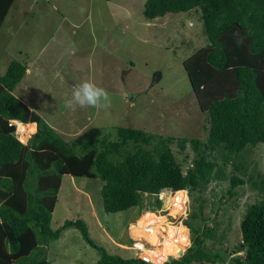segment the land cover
Instances as JSON below:
<instances>
[{
	"label": "trees",
	"instance_id": "16d2710c",
	"mask_svg": "<svg viewBox=\"0 0 264 264\" xmlns=\"http://www.w3.org/2000/svg\"><path fill=\"white\" fill-rule=\"evenodd\" d=\"M14 3L0 0V28ZM188 11L200 12L206 36L205 45L183 61L208 116L206 141L122 126L105 134L92 126L65 140L14 95L27 64L8 62L0 74V264H49L46 245L69 227L99 251V264H153L108 253L91 239L82 219L65 220L53 230L51 215L63 175L99 178L106 213L139 206L145 196H154L153 207L160 208L161 192L186 189L201 221L202 194L212 182H226L218 203L247 185L258 198L239 223L240 244L228 254L209 250L206 240L214 238V230L205 225L198 232L191 229L190 246L164 264H264V172L251 159L253 149L264 143V0H146L143 7L147 19ZM11 120L22 139L31 134L26 143L18 139ZM173 143L180 149L192 145L194 155L185 170V158L177 160ZM163 219L156 214L147 224Z\"/></svg>",
	"mask_w": 264,
	"mask_h": 264
},
{
	"label": "rangeland",
	"instance_id": "374dc122",
	"mask_svg": "<svg viewBox=\"0 0 264 264\" xmlns=\"http://www.w3.org/2000/svg\"><path fill=\"white\" fill-rule=\"evenodd\" d=\"M145 1L15 0L0 28V74L11 59L27 64L31 71L13 93L65 140L92 126L100 127L104 134L122 126L206 141L208 116L200 109L183 68V61L206 43L200 12L166 13L147 19L143 15ZM85 81L108 91L110 108H65V100L71 99L75 85ZM34 125L35 131V122ZM29 135L22 139L21 132L17 134L22 143ZM172 149L178 161L185 158V170L194 155L192 145L188 143L180 149L173 143ZM251 159L264 172V143L253 149ZM225 183L216 180L202 194L205 220L201 221L197 203H192L186 189L178 194L161 192L160 208L153 207L154 196H145L139 206L106 213L99 178L63 175L50 227L55 230L65 220L82 219L91 239L108 253L123 258L145 253L150 260L149 249L154 246L143 241L142 235L151 216L161 213L165 216L158 222L173 228L176 237L186 231L184 252L191 244V229L198 232L206 225L214 230V238L206 240L207 248L227 250L228 254L240 244L239 223L247 206L258 197L245 185L237 196L218 203ZM145 208L155 210L147 212ZM185 221H189L188 229ZM45 254L49 264H99L100 258L99 251L75 227L51 240ZM172 258L179 255H168L161 264Z\"/></svg>",
	"mask_w": 264,
	"mask_h": 264
},
{
	"label": "bare ground",
	"instance_id": "6f19581e",
	"mask_svg": "<svg viewBox=\"0 0 264 264\" xmlns=\"http://www.w3.org/2000/svg\"><path fill=\"white\" fill-rule=\"evenodd\" d=\"M165 229L168 230L167 234H165ZM142 238L148 243L151 242L154 246L149 249V254L155 264L163 263L168 255H179L187 241L185 230H182L180 235L176 237L173 228L166 227L158 221L145 225ZM160 238L161 242L159 243Z\"/></svg>",
	"mask_w": 264,
	"mask_h": 264
},
{
	"label": "clouds",
	"instance_id": "9594fccd",
	"mask_svg": "<svg viewBox=\"0 0 264 264\" xmlns=\"http://www.w3.org/2000/svg\"><path fill=\"white\" fill-rule=\"evenodd\" d=\"M83 11L84 9H81V12ZM64 106L73 111L76 110L77 107L108 109L111 107V97L108 91L103 87L98 86L94 82L85 81L81 84L75 85V91L73 92L71 99H66ZM12 121L13 120H11V123L15 125V133L18 134V131H16V124ZM26 141L24 143H26Z\"/></svg>",
	"mask_w": 264,
	"mask_h": 264
},
{
	"label": "built area",
	"instance_id": "2783aa9c",
	"mask_svg": "<svg viewBox=\"0 0 264 264\" xmlns=\"http://www.w3.org/2000/svg\"><path fill=\"white\" fill-rule=\"evenodd\" d=\"M132 245L135 246L136 244L132 242ZM136 248H137V251H141V249H140L139 247L136 246ZM139 256H140V257H139ZM138 258H140L141 260H143V261H145V262H149V261H150L149 258H148L147 256L145 257V256L138 255Z\"/></svg>",
	"mask_w": 264,
	"mask_h": 264
},
{
	"label": "crops",
	"instance_id": "0c3cea01",
	"mask_svg": "<svg viewBox=\"0 0 264 264\" xmlns=\"http://www.w3.org/2000/svg\"><path fill=\"white\" fill-rule=\"evenodd\" d=\"M26 66H27V65H26ZM30 71H31V70H30V68L27 66V69H26V74H25V76H26L27 74H29V72H30ZM25 76H24V77H25ZM24 77H23V78H24ZM23 90H25V89H23ZM129 222H130V221H129ZM146 225H147V224H146ZM143 241H144V240H143Z\"/></svg>",
	"mask_w": 264,
	"mask_h": 264
},
{
	"label": "water",
	"instance_id": "95a60500",
	"mask_svg": "<svg viewBox=\"0 0 264 264\" xmlns=\"http://www.w3.org/2000/svg\"><path fill=\"white\" fill-rule=\"evenodd\" d=\"M183 250H181L180 252H179V257L183 254Z\"/></svg>",
	"mask_w": 264,
	"mask_h": 264
}]
</instances>
